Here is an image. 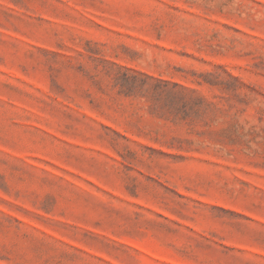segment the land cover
<instances>
[{"label":"rangeland","instance_id":"1","mask_svg":"<svg viewBox=\"0 0 264 264\" xmlns=\"http://www.w3.org/2000/svg\"><path fill=\"white\" fill-rule=\"evenodd\" d=\"M0 264H264V0H0Z\"/></svg>","mask_w":264,"mask_h":264}]
</instances>
